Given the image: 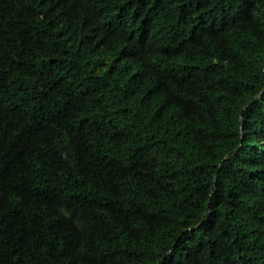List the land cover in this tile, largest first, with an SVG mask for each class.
<instances>
[{
    "label": "trees",
    "instance_id": "16d2710c",
    "mask_svg": "<svg viewBox=\"0 0 264 264\" xmlns=\"http://www.w3.org/2000/svg\"><path fill=\"white\" fill-rule=\"evenodd\" d=\"M0 264H264V0H0Z\"/></svg>",
    "mask_w": 264,
    "mask_h": 264
}]
</instances>
